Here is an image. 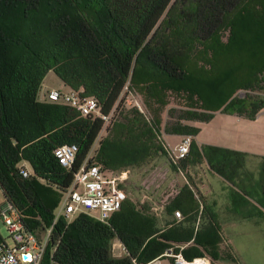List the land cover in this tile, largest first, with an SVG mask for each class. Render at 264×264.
I'll return each mask as SVG.
<instances>
[{
  "label": "trees",
  "instance_id": "trees-1",
  "mask_svg": "<svg viewBox=\"0 0 264 264\" xmlns=\"http://www.w3.org/2000/svg\"><path fill=\"white\" fill-rule=\"evenodd\" d=\"M257 36H264V0H0L3 198L24 226L40 235L53 219L60 189L96 139L90 161L108 171L138 169L165 153L158 140L159 112L171 93H182L187 108L163 126L168 134L194 136L198 127L185 121L204 122L216 111L254 117L264 108V98L232 95L238 88H264V44L249 65L243 58L232 66L226 55L231 46L243 48ZM48 71L67 89L94 98L101 113L115 105L116 120L112 116L101 137L99 118L81 116L61 101L38 100ZM126 82L144 107L143 99L156 106L153 123L125 95L119 97ZM224 87L227 92L218 94ZM64 143L77 145L70 170L52 155ZM188 154L195 162L203 159L234 187L230 195L239 198L233 201L234 217L264 223V157L256 168L245 169L243 153L198 147L193 140ZM185 158L170 164L179 171ZM22 162L28 177L18 173ZM174 209L180 210V221L160 218L147 203L138 207L126 195L105 221L84 213L69 221L58 217L38 264H131L132 258L148 260L170 243H185L186 257L206 254L218 264L217 222L229 217L202 216L194 225L197 204L186 184L163 207L167 215ZM114 238L125 253H112Z\"/></svg>",
  "mask_w": 264,
  "mask_h": 264
},
{
  "label": "rangeland",
  "instance_id": "rangeland-1",
  "mask_svg": "<svg viewBox=\"0 0 264 264\" xmlns=\"http://www.w3.org/2000/svg\"><path fill=\"white\" fill-rule=\"evenodd\" d=\"M225 36L226 31H223L221 40H225ZM262 43L264 44V36H257L254 41L248 40L243 48L238 49L235 45L231 46V52H228L226 55V57H230V60L227 61L228 64L232 66L240 65L244 61L243 58H245L246 65H249L252 55L258 53ZM214 46L216 47L215 44ZM41 85L53 87L62 92L67 90L52 71H48L44 75ZM227 87H231L230 83ZM133 88L143 99L138 89L136 87ZM218 91V94L227 92L226 87ZM133 93L138 96L134 91ZM246 94L264 98V88H258V90L238 88L233 92L232 96L241 99ZM143 102L147 112V122L150 121L153 123L156 116V106H150L144 99ZM185 105L186 103L182 93H171L168 96L167 104L159 112L160 124L158 140L164 152H166L164 147L171 148L177 141V138L174 134L165 133L163 126L173 123L180 110L187 108ZM116 111L117 108L115 109L114 105L111 114V118L114 116V120L117 117V114H115ZM108 124L109 122L106 126ZM197 127L198 131L195 134L196 140L202 146L215 145L246 152L247 159L244 161L251 170L254 169L253 167L257 162H260L261 157H264V112L259 113L258 111L254 117L249 118L242 114L238 115L236 113L216 111L212 112V116L207 121L200 123ZM104 128L100 131L98 138L104 134ZM183 184H186L184 183L183 175L178 172L176 167H172L165 153H161L138 169L127 168L126 179L123 181L122 187L126 192L127 199L132 201L136 206L139 207L147 203L149 210L156 216L170 220L173 218L172 215H167L163 207L170 202ZM228 188L230 189L228 191L229 194L234 191V187ZM193 191L198 208L203 204L202 201L205 194H202L200 191ZM2 199L3 195L0 190V201ZM232 217L237 222L232 226H224L223 231L219 230V241L215 249L217 263L264 264V223L256 224L251 219L239 220V217L234 216L229 217V219L231 220ZM202 218V215L195 216L194 225ZM181 219L182 217L176 220ZM256 220L263 222L258 218ZM0 234H5V229L1 222ZM162 261L166 262V259H162Z\"/></svg>",
  "mask_w": 264,
  "mask_h": 264
},
{
  "label": "built area",
  "instance_id": "built-area-1",
  "mask_svg": "<svg viewBox=\"0 0 264 264\" xmlns=\"http://www.w3.org/2000/svg\"><path fill=\"white\" fill-rule=\"evenodd\" d=\"M123 95L126 97V102L131 103L148 120L146 109L139 96H136L128 87V82L123 85L119 97ZM37 98L40 101H61L81 116L99 118L102 121L100 131L109 122L113 110L112 108L106 114L101 113L96 100L80 95L79 90L67 89L62 92L55 88L41 86L37 92ZM191 141L192 136L184 134L171 148L164 147L169 162L176 165L184 159L188 154ZM93 150L94 144L72 171L69 183L60 189L61 197L55 208L53 219L42 234L39 235L24 226L18 211L9 200L3 198L0 201V222L5 229V234H0V264H38L48 242L51 226L58 217L69 221L77 213H84L99 221H105L110 214L120 208L126 197L122 183L126 179L127 170L108 171L100 164L91 162ZM76 152L75 143H64L52 149V155L57 164L65 170H70ZM18 173L22 177L30 175L25 162L19 166ZM171 215L176 219L182 217L179 209L172 210ZM184 244L170 243L148 260L138 261L132 258L131 264H211V259L206 254L190 257L183 255L181 248ZM111 247L114 255L125 253L124 245L116 238L111 242ZM162 259H166V262Z\"/></svg>",
  "mask_w": 264,
  "mask_h": 264
},
{
  "label": "crops",
  "instance_id": "crops-1",
  "mask_svg": "<svg viewBox=\"0 0 264 264\" xmlns=\"http://www.w3.org/2000/svg\"><path fill=\"white\" fill-rule=\"evenodd\" d=\"M42 87H46L44 85H41ZM46 88H53V87H46ZM65 89L67 87L64 86ZM260 112H264V108L259 110ZM183 122V121H182ZM186 124L189 125H200L202 122H197V121H185ZM176 136L177 143L182 134H174ZM192 140L195 142V144L200 147L202 144H200L196 140V136H192ZM215 146V145H213ZM220 147V146H217ZM221 148H226L233 150L235 152H241L245 156H243V159H247V153L229 148V147H221ZM258 163L254 165L253 168H256ZM247 166V167H246ZM245 169L248 168V164L244 162ZM239 168V170L243 169ZM181 175H183L184 178V183L190 188V190L193 192V195L195 197V193L193 190L200 191L202 194H205L204 199H203V204L200 205L197 210H196V216L197 215H202V216H215V217H222V218H228L231 216H238L234 212V203L233 201L239 200L238 197L235 195H230L229 194V188L228 187H233L228 183L226 180H224L219 174L214 172L206 162L202 159L200 161H193L192 160V155L188 154L185 158V160L182 162V167L178 171ZM262 210V209H260ZM263 211V210H262ZM173 222L180 221L173 219ZM237 220L231 221V220H225V221H218V229L220 231H223L224 226H232L235 224ZM256 224L260 223V221H254Z\"/></svg>",
  "mask_w": 264,
  "mask_h": 264
}]
</instances>
